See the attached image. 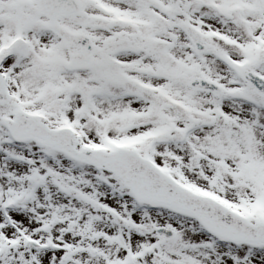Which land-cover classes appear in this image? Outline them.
Wrapping results in <instances>:
<instances>
[{
	"label": "snow or ice",
	"instance_id": "1",
	"mask_svg": "<svg viewBox=\"0 0 264 264\" xmlns=\"http://www.w3.org/2000/svg\"><path fill=\"white\" fill-rule=\"evenodd\" d=\"M0 264H264V0H0Z\"/></svg>",
	"mask_w": 264,
	"mask_h": 264
}]
</instances>
